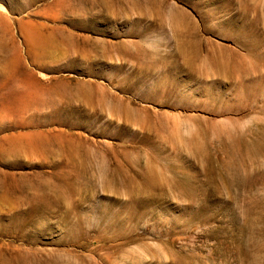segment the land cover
<instances>
[{
	"label": "rangeland",
	"instance_id": "374dc122",
	"mask_svg": "<svg viewBox=\"0 0 264 264\" xmlns=\"http://www.w3.org/2000/svg\"><path fill=\"white\" fill-rule=\"evenodd\" d=\"M0 264H264V0H0Z\"/></svg>",
	"mask_w": 264,
	"mask_h": 264
}]
</instances>
